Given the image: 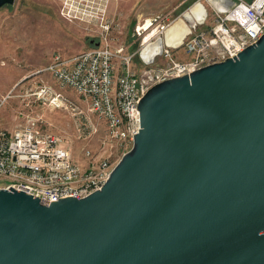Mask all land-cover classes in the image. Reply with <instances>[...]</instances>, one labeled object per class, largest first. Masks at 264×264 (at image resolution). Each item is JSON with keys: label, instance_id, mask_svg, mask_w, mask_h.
Here are the masks:
<instances>
[{"label": "water", "instance_id": "water-1", "mask_svg": "<svg viewBox=\"0 0 264 264\" xmlns=\"http://www.w3.org/2000/svg\"><path fill=\"white\" fill-rule=\"evenodd\" d=\"M137 108L99 188L45 203L0 186V264H264V32L152 84Z\"/></svg>", "mask_w": 264, "mask_h": 264}, {"label": "built area", "instance_id": "built-area-1", "mask_svg": "<svg viewBox=\"0 0 264 264\" xmlns=\"http://www.w3.org/2000/svg\"><path fill=\"white\" fill-rule=\"evenodd\" d=\"M207 2L212 0L191 1L196 20L174 9L157 14L150 19L154 32L133 50L130 46L139 35L126 45L110 43L103 33L102 41L74 55L53 54L45 68L60 86L73 88L103 121V138L94 149L83 147L77 159L59 136L37 128L33 119L14 127L0 123V186L23 189L45 203L99 188L119 159L115 150L122 153L132 144L139 127L137 103L148 87L229 57L264 32V0H231L221 10L208 9ZM108 27L107 23L103 30ZM159 37L160 49L145 62L141 49ZM33 94L56 106L66 104L51 85ZM7 96L0 95V107ZM72 111L83 116L77 106ZM86 127V120L81 121L78 130Z\"/></svg>", "mask_w": 264, "mask_h": 264}, {"label": "rangeland", "instance_id": "rangeland-1", "mask_svg": "<svg viewBox=\"0 0 264 264\" xmlns=\"http://www.w3.org/2000/svg\"><path fill=\"white\" fill-rule=\"evenodd\" d=\"M190 1L14 0L0 5V95L8 94L0 107V123L14 127L33 119L37 128L59 136L80 159L83 147L100 145L103 121L89 111L73 88L60 86L45 68L52 55H74L102 41L103 33L110 43L126 45L139 35L130 46L133 50L154 32L151 18L170 9L177 13ZM44 85L61 92L66 104L56 106L33 94ZM73 106L83 116L74 115ZM85 120L90 127L81 132L78 126ZM115 153L121 156V149Z\"/></svg>", "mask_w": 264, "mask_h": 264}, {"label": "crops", "instance_id": "crops-1", "mask_svg": "<svg viewBox=\"0 0 264 264\" xmlns=\"http://www.w3.org/2000/svg\"><path fill=\"white\" fill-rule=\"evenodd\" d=\"M189 5H191V1L188 3V5L186 4L184 7H183V9L182 10H180L179 11V13L180 12H187V14H189L191 17H192V19H195V15L196 14H193L194 12V7H193V5H191V6H189ZM226 5H227V1L226 0H212V2H211V4H208V2L207 3H205V6L206 7H208V9L209 8H214V9H216V10H218V9H223V8H225L226 7ZM178 13V12H177ZM196 20V19H195ZM146 25V24H145ZM145 25H142L140 28H136L135 29V32L136 33H139V31L141 30V29H143V27L145 26ZM138 32H137V31ZM140 57L141 56H137L136 58L137 59H139L140 60Z\"/></svg>", "mask_w": 264, "mask_h": 264}]
</instances>
